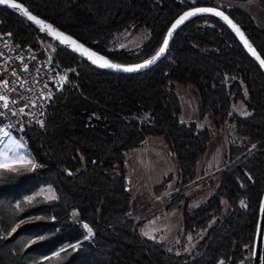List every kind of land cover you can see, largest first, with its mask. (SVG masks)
Returning a JSON list of instances; mask_svg holds the SVG:
<instances>
[{
	"label": "trees",
	"instance_id": "16d2710c",
	"mask_svg": "<svg viewBox=\"0 0 264 264\" xmlns=\"http://www.w3.org/2000/svg\"><path fill=\"white\" fill-rule=\"evenodd\" d=\"M18 1L123 63L151 55L185 7L215 5L240 25L264 60V29L247 11L216 0ZM129 26L147 29L148 36L136 51L112 48L115 33ZM0 30L20 45L35 46L37 37L51 42L49 59L43 50L41 56L65 74L50 84L41 120L25 122L22 130L26 155L37 166L0 168V264H236L250 253L264 186V75L223 21L193 16L174 33L160 61L128 74L90 65L3 6ZM172 81L194 84L198 115H206L211 127L178 119ZM237 100L245 114L231 112ZM227 122L240 138L229 141L211 196L184 210L183 237L166 243L142 235L129 215L125 151L146 135H160L175 155L176 187L183 189L201 173L196 161L213 129ZM41 185H50L55 196L34 194ZM85 224L92 229L87 240ZM185 234L196 242L189 253L176 252Z\"/></svg>",
	"mask_w": 264,
	"mask_h": 264
},
{
	"label": "rangeland",
	"instance_id": "374dc122",
	"mask_svg": "<svg viewBox=\"0 0 264 264\" xmlns=\"http://www.w3.org/2000/svg\"><path fill=\"white\" fill-rule=\"evenodd\" d=\"M215 2L221 7L236 6L247 11L256 25L264 29V0H216ZM147 36V29L129 26L115 33L111 40V47L136 51ZM38 40L45 56L49 59L53 44L40 37H37V42ZM52 70L54 81L61 82L65 74ZM172 89L178 98L177 116L180 121L195 122L198 128L211 127L206 115L203 117L198 115L199 97L194 84L172 81ZM231 112L245 114L247 109L244 102L237 100L233 103ZM2 130L8 133L5 136L3 132H0V149L7 146V162L14 168L24 165L20 161L29 160L26 155V144L18 134L13 133L4 125ZM237 137L240 138L232 122L213 129V134L204 152L196 161V170L202 171L183 189L176 187L177 161L175 155L160 135H146L140 145L125 151V178L131 191L129 215L138 222V229L142 235L166 243L178 242L183 237L184 210H190L203 204L211 196L215 188L214 178L226 162L225 152L229 141ZM34 194L43 195L45 198L55 196L50 185L39 186ZM221 204L223 207L226 205L224 199H221ZM184 239V244L175 249L176 252L189 253L196 242V239L189 234H185ZM249 258L250 253L246 252L243 259L236 264H250Z\"/></svg>",
	"mask_w": 264,
	"mask_h": 264
},
{
	"label": "built area",
	"instance_id": "2783aa9c",
	"mask_svg": "<svg viewBox=\"0 0 264 264\" xmlns=\"http://www.w3.org/2000/svg\"><path fill=\"white\" fill-rule=\"evenodd\" d=\"M42 50L39 40L35 46L20 45L0 30V97H4L0 100V121L24 143L25 122L41 120L54 80L47 58L41 56Z\"/></svg>",
	"mask_w": 264,
	"mask_h": 264
},
{
	"label": "water",
	"instance_id": "95a60500",
	"mask_svg": "<svg viewBox=\"0 0 264 264\" xmlns=\"http://www.w3.org/2000/svg\"><path fill=\"white\" fill-rule=\"evenodd\" d=\"M11 3H15V4H19L23 9L27 10V12L32 15L35 16L37 19L45 22L48 25H51L53 29H55L57 32L62 33L65 36L71 37L72 40L76 41V43L78 45H82L84 48L88 49L90 52H94L97 54V56L99 57H103L105 60L111 62L112 64L115 65H120L123 67H132V66H136V65H141L143 64L145 61L151 60L152 57L156 56V53L159 51V49L164 46L163 42L166 38V36L169 33V30L172 29V26L174 23H176V21L184 14L187 12H192L195 9H214L218 12L223 13L224 17H227L228 20L231 21V23L233 25L236 26L237 29H239V33H237L236 30L233 29V27L225 20L223 19L221 16H217L213 13H209V12H200L197 13L196 15H212L215 16L217 18H219L221 21H223L226 26L231 30V32L234 34L235 38L237 39V41L239 42V44L241 45V47L243 48V50L246 52V54L255 62V64L259 67L260 71L262 72V74L264 75V67L261 66L260 64V60H263V58L261 57V55L259 54V52L257 51V49L255 48V46L252 44V42L249 40V38L246 36V34L244 33L243 29L240 27V25L231 18V16L222 8L215 6V5H209V4H197V5H190L185 7L184 9H182L179 13H177L172 20L170 21V23L168 24L164 35L162 37V40L159 44V46L157 47V49L149 56L138 60V61H134V62H129V63H123V62H118V61H112L110 60L106 55H104L101 52H98L97 50L93 49L92 47L84 44L83 42H81L80 40H78L76 37H74L73 35H71L70 33L64 31L63 29L59 28L58 26H56L55 24H53L52 22L48 21L47 19L33 13L32 11H30L23 3H21L18 0H10L9 4H0V6L6 7L10 10L15 11L17 14H19L21 17H23L24 19L28 20L26 16L22 15L19 9L13 8L10 6ZM193 15V16H196ZM193 16L188 17L186 20H184L181 24H179L173 31H172V35L170 37H168V44L165 48V51L163 54H161L154 63L148 65L147 67L144 68H140L138 70L135 71H124L122 68L121 69H116V68H110V67H101L99 66L100 63H102V61H98L97 63H92L91 60H89L87 58V56H82L80 54L79 51H75V45H66L60 42L59 39H57L55 36L49 34V32L47 30L42 31L41 30V26L36 24L35 22L28 20L31 24H33L34 26H36L41 32H43L45 35H47L48 37L52 38L53 40H55L58 44H60L61 46H63L64 48H66L67 50H69L70 52L74 53L75 55H77L78 57L84 59L86 62H88L90 65L99 68V69H103V70H107V71H112V72H119V73H136V72H142L145 71L149 68H151L154 64H156L158 61H160L168 47L170 44V41L174 35V33L190 18H192ZM241 34L243 36V39L241 38ZM245 41H247L248 45L251 46V48L255 51L256 55L254 56L252 54V52L249 51V48L245 46ZM257 56H259V60L256 58ZM262 202H264V186L259 198V202H258V209H257V218H256V222H255V228H254V235H253V239H252V244H251V251H250V264H263V251H264V210H262L261 208V204ZM223 264H229L228 261L224 262Z\"/></svg>",
	"mask_w": 264,
	"mask_h": 264
},
{
	"label": "snow or ice",
	"instance_id": "6c2138e0",
	"mask_svg": "<svg viewBox=\"0 0 264 264\" xmlns=\"http://www.w3.org/2000/svg\"><path fill=\"white\" fill-rule=\"evenodd\" d=\"M10 3V0H0V4H9ZM11 7L13 8H16V9H19L21 14L26 16L28 20H31L33 22H35L36 24L40 25L41 26V30L44 31V30H47L49 32V34L55 36L57 39L60 40L61 43L63 44H66V45H75V51H79L80 54L82 56H87V58L89 60L92 61V63H97L98 61H102V63L99 64V66L101 67H110V68H116V69H123L124 71H135V70H138L140 68H144V67H147L148 65L152 64L155 62V60L161 55L164 53L165 51V48L168 44V37H170L172 35V31L179 25L181 24L184 20H186L188 17L190 16H193V15H196L197 13H200V12H209V13H213L217 16H221L223 19H225L232 27L234 30L237 31L238 34L239 33V29L236 28L235 25H233L231 23L230 20H228L227 17H224L223 16V13L221 12H218L214 9H195L194 11L192 12H187V13H184L177 21L176 23L173 24L172 26V29L169 30V33L168 35L166 36L164 42H163V45L159 51L156 53V56L152 57L151 60H148V61H145L143 64L141 65H136V66H132V67H123V66H120V65H115V64H112L111 62L105 60L103 57H99L97 56L96 53L94 52H90L88 49L84 48L82 45H78L76 43V41L72 40L71 37H68V36H65L63 35L62 33H59L57 32L55 29L52 28L51 25H48L46 24L45 22L37 19L35 16H32L30 15L27 10L23 9L19 4H15V3H11L10 4ZM241 38L243 39V36L241 34ZM245 46L249 48V51L252 52V54L255 56L256 53L255 51L251 48L250 45H248L247 41H245ZM258 60L260 59L259 56L256 57ZM260 64L262 67H264V60H260ZM4 97H0V100H3ZM4 107H7V104L4 105ZM21 111H23V109H21ZM2 115V114H0ZM0 132H3L2 129H0ZM3 134L5 136L8 135L7 132H3ZM13 143H15L13 141ZM18 147L20 145H17ZM6 152H7V146H3L2 149H0V168H3V169H7L9 171H15L16 169L14 167H12L7 161H8V156L6 155ZM13 159H15V157H13ZM22 164H25V165H28L30 164L32 166V168H35L37 165H35L31 160H27V161H20ZM31 199V198H29ZM241 204L243 205V201L241 202ZM261 208L262 210H264V202H262L261 204ZM84 228L87 230L88 232V236H85V240L89 239L91 236H92V229L87 225L85 224L84 225ZM70 247H72L73 249L77 248L78 245H70ZM60 251H64V249H61ZM59 253H55L54 256H58ZM220 264H223V262H220Z\"/></svg>",
	"mask_w": 264,
	"mask_h": 264
},
{
	"label": "crops",
	"instance_id": "0c3cea01",
	"mask_svg": "<svg viewBox=\"0 0 264 264\" xmlns=\"http://www.w3.org/2000/svg\"><path fill=\"white\" fill-rule=\"evenodd\" d=\"M3 123L0 121V129H2V127H3ZM25 165V164H24Z\"/></svg>",
	"mask_w": 264,
	"mask_h": 264
}]
</instances>
